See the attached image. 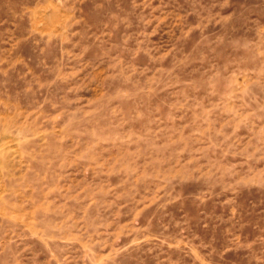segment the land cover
<instances>
[{
	"label": "rangeland",
	"instance_id": "374dc122",
	"mask_svg": "<svg viewBox=\"0 0 264 264\" xmlns=\"http://www.w3.org/2000/svg\"><path fill=\"white\" fill-rule=\"evenodd\" d=\"M0 264H264V0H0Z\"/></svg>",
	"mask_w": 264,
	"mask_h": 264
}]
</instances>
